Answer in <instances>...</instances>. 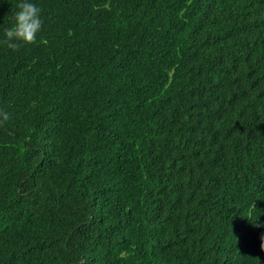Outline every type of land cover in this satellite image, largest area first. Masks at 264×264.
Instances as JSON below:
<instances>
[{
  "label": "trees",
  "instance_id": "16d2710c",
  "mask_svg": "<svg viewBox=\"0 0 264 264\" xmlns=\"http://www.w3.org/2000/svg\"><path fill=\"white\" fill-rule=\"evenodd\" d=\"M36 2L0 42V264H264V0Z\"/></svg>",
  "mask_w": 264,
  "mask_h": 264
},
{
  "label": "clouds",
  "instance_id": "9594fccd",
  "mask_svg": "<svg viewBox=\"0 0 264 264\" xmlns=\"http://www.w3.org/2000/svg\"><path fill=\"white\" fill-rule=\"evenodd\" d=\"M16 9L12 25L3 30L4 39L0 41L13 50L19 47V42L34 43L43 26L42 9L36 0H19ZM8 119V114H3V120ZM260 241V247L264 250V233L260 235Z\"/></svg>",
  "mask_w": 264,
  "mask_h": 264
}]
</instances>
